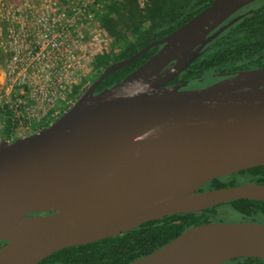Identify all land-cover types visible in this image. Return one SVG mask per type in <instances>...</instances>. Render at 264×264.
Here are the masks:
<instances>
[{
    "label": "water",
    "instance_id": "obj_1",
    "mask_svg": "<svg viewBox=\"0 0 264 264\" xmlns=\"http://www.w3.org/2000/svg\"><path fill=\"white\" fill-rule=\"evenodd\" d=\"M253 1L213 0L109 65L52 124L0 142V264H51L42 260L60 249L150 220L235 199L264 201V183L198 191L216 177L264 166V66L200 88L165 85ZM159 44L121 81L94 93L107 74ZM239 257L264 260L263 223H201L125 264H234Z\"/></svg>",
    "mask_w": 264,
    "mask_h": 264
},
{
    "label": "trees",
    "instance_id": "obj_2",
    "mask_svg": "<svg viewBox=\"0 0 264 264\" xmlns=\"http://www.w3.org/2000/svg\"><path fill=\"white\" fill-rule=\"evenodd\" d=\"M6 3L17 0H3ZM213 0H103L96 12L110 45L93 61L91 83L112 63L131 57L141 48L170 34ZM222 25L225 28L211 39L200 55L173 83L204 79L206 84L241 70L264 66V0H255L235 12ZM0 21V41L3 40ZM159 49L154 46L130 63L110 72L97 90L111 87L146 62ZM4 58V56H3ZM86 80V81H88ZM4 139L14 141V124L6 118ZM45 127V126H44ZM257 182L264 183V166L216 177L198 191ZM251 221L264 224V201L235 199L217 206L188 213H177L150 220L119 235L87 244L60 249L42 260L55 264H125L167 244L188 228L206 222ZM5 241H0V246ZM234 264L262 263L253 257L230 260Z\"/></svg>",
    "mask_w": 264,
    "mask_h": 264
},
{
    "label": "built area",
    "instance_id": "obj_3",
    "mask_svg": "<svg viewBox=\"0 0 264 264\" xmlns=\"http://www.w3.org/2000/svg\"><path fill=\"white\" fill-rule=\"evenodd\" d=\"M102 7L103 0H0V142L6 118L12 134L27 136L84 93L94 58L111 42L96 15Z\"/></svg>",
    "mask_w": 264,
    "mask_h": 264
},
{
    "label": "flooded vegetation",
    "instance_id": "obj_4",
    "mask_svg": "<svg viewBox=\"0 0 264 264\" xmlns=\"http://www.w3.org/2000/svg\"><path fill=\"white\" fill-rule=\"evenodd\" d=\"M164 37H165V36H164ZM160 39H162V38H160ZM156 40H159V39L156 38ZM156 46H159V49H160V48L163 46V44H159V45H156ZM159 49H158V50H159ZM200 51H201V50H200ZM193 61H194V60H193ZM193 61H192V62H193ZM192 62H191V63H192ZM191 63H190V64H191ZM190 64H189V65H190ZM187 67H188V66H187ZM187 67H186V68H187ZM186 68H185V69H186ZM166 69H168V68H166ZM166 69H165V70H166ZM165 70H164V71H165ZM182 71H183V70H182ZM182 71H181V72H182ZM181 72H180V73H181ZM180 73H179V74H180ZM179 74H177L176 76H178ZM176 76H174L171 80H169L165 85H166V86L177 85V86H179L180 89H191V88L205 87V86H208V85H210V84L216 82V81H214V82H211V83H209V84H203L204 86H200V87H188L187 85L190 84L191 81H190V82H189V81H184V82H182V83H173L172 81H173V79H174ZM217 81H219V80H217ZM90 84H91V82L89 83L88 87L90 86ZM88 87H87V88H88ZM97 87H98V86H97ZM97 87H96L94 93H98V92H99V91L97 90ZM87 88L85 89V91L87 90ZM85 91H84V92H85ZM100 91H101V90H100Z\"/></svg>",
    "mask_w": 264,
    "mask_h": 264
},
{
    "label": "rangeland",
    "instance_id": "obj_5",
    "mask_svg": "<svg viewBox=\"0 0 264 264\" xmlns=\"http://www.w3.org/2000/svg\"><path fill=\"white\" fill-rule=\"evenodd\" d=\"M89 76H91V74ZM88 77L85 78V81L88 80ZM88 81L90 82L91 79H89ZM203 84H206L205 81H204V79H197V80H194V81L190 82V84H188L187 86L188 87H200V86H204ZM61 115H62V113L60 114V116Z\"/></svg>",
    "mask_w": 264,
    "mask_h": 264
}]
</instances>
